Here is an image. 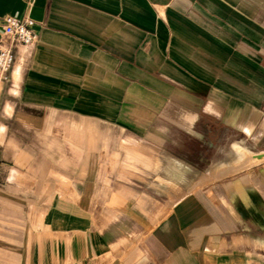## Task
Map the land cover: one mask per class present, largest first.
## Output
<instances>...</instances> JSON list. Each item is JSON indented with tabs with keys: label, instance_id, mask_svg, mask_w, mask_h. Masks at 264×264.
<instances>
[{
	"label": "crops",
	"instance_id": "1",
	"mask_svg": "<svg viewBox=\"0 0 264 264\" xmlns=\"http://www.w3.org/2000/svg\"><path fill=\"white\" fill-rule=\"evenodd\" d=\"M8 16L39 41L0 82V264H264V0H0V36ZM237 106L255 150L202 172L164 149L172 108L245 133Z\"/></svg>",
	"mask_w": 264,
	"mask_h": 264
},
{
	"label": "rangeland",
	"instance_id": "2",
	"mask_svg": "<svg viewBox=\"0 0 264 264\" xmlns=\"http://www.w3.org/2000/svg\"><path fill=\"white\" fill-rule=\"evenodd\" d=\"M217 101L216 98L213 99V102ZM171 114L168 115V130L166 131V146L164 149L168 153L176 156L182 163L193 167L195 170L206 172L210 170L213 166L221 164L224 160L231 158V162L235 159V154L233 152V144L236 141H242L245 146H247L251 151L255 150V141L259 135V130H253L261 114L251 112L250 110H243L240 106L232 108V112L228 115L227 120L235 125L242 127L247 133L241 132L239 130L231 128L228 130L226 126L222 124V118L219 117H206L203 116L199 119L194 129H177L176 125H171L169 121L180 122L184 127L191 125L193 116L189 114L180 112L179 108H172ZM176 109V110H175ZM135 149H140L141 146L134 147ZM151 148V163L150 168L147 166V169L154 174H157L159 171H154L153 160L158 157L156 147L150 146ZM142 149V148H141ZM163 149V150H164ZM170 158H173L168 154V159L164 161L165 166H169L174 161ZM138 159V157H136ZM162 159V158H161ZM164 159V158H163ZM181 162V161H180ZM260 162L253 158L249 159L247 166L243 169H249L255 164ZM128 169L134 170V173H142L144 169L142 163H128ZM194 171V170H193ZM238 171L232 173L233 175L237 174ZM197 179V175L194 172H189L187 178L182 184L183 190H179L175 193L176 197H179L185 194V185L191 184V182ZM227 177H206L204 180L199 183V186L208 185L217 180H225ZM155 180L152 178L151 184H155ZM186 182V183H185ZM170 190V188L168 189ZM174 193V192H173ZM1 231H12L14 232V226L1 227Z\"/></svg>",
	"mask_w": 264,
	"mask_h": 264
},
{
	"label": "built area",
	"instance_id": "3",
	"mask_svg": "<svg viewBox=\"0 0 264 264\" xmlns=\"http://www.w3.org/2000/svg\"><path fill=\"white\" fill-rule=\"evenodd\" d=\"M36 22L30 17L8 16L4 19L0 36V82H7L15 63V47L31 46L39 41Z\"/></svg>",
	"mask_w": 264,
	"mask_h": 264
}]
</instances>
